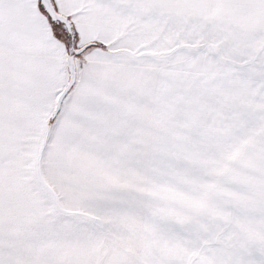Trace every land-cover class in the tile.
Listing matches in <instances>:
<instances>
[{
    "label": "snow or ice",
    "instance_id": "obj_1",
    "mask_svg": "<svg viewBox=\"0 0 264 264\" xmlns=\"http://www.w3.org/2000/svg\"><path fill=\"white\" fill-rule=\"evenodd\" d=\"M0 264H264V0H0Z\"/></svg>",
    "mask_w": 264,
    "mask_h": 264
}]
</instances>
